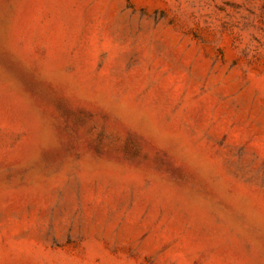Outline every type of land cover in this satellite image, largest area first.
<instances>
[{
  "label": "rangeland",
  "instance_id": "rangeland-1",
  "mask_svg": "<svg viewBox=\"0 0 264 264\" xmlns=\"http://www.w3.org/2000/svg\"><path fill=\"white\" fill-rule=\"evenodd\" d=\"M0 264H264V0H0Z\"/></svg>",
  "mask_w": 264,
  "mask_h": 264
}]
</instances>
